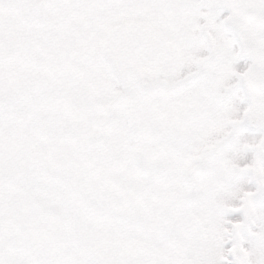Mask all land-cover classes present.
<instances>
[{"label":"snow or ice","instance_id":"obj_1","mask_svg":"<svg viewBox=\"0 0 264 264\" xmlns=\"http://www.w3.org/2000/svg\"><path fill=\"white\" fill-rule=\"evenodd\" d=\"M0 264H264V0H0Z\"/></svg>","mask_w":264,"mask_h":264},{"label":"flooded vegetation","instance_id":"obj_2","mask_svg":"<svg viewBox=\"0 0 264 264\" xmlns=\"http://www.w3.org/2000/svg\"><path fill=\"white\" fill-rule=\"evenodd\" d=\"M236 68H237V71H243L244 68H245L244 62L242 61V62L238 63V65L236 66ZM244 107H246V105H241V111L243 110ZM245 129H246L245 134H246V138L247 139L251 140V139H254V138L255 139H258L259 138L260 133L257 132L256 130H254L252 128V126L246 125L245 126ZM249 154L251 155V153H249Z\"/></svg>","mask_w":264,"mask_h":264},{"label":"rangeland","instance_id":"obj_3","mask_svg":"<svg viewBox=\"0 0 264 264\" xmlns=\"http://www.w3.org/2000/svg\"><path fill=\"white\" fill-rule=\"evenodd\" d=\"M254 139H255V138H254ZM247 159H248V161H250V159H251V155H250V154H248Z\"/></svg>","mask_w":264,"mask_h":264}]
</instances>
